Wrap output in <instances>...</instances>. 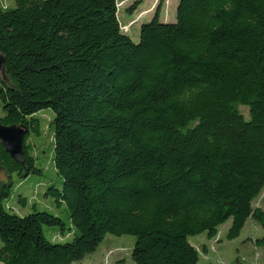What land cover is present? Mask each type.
<instances>
[{
    "label": "trees",
    "instance_id": "16d2710c",
    "mask_svg": "<svg viewBox=\"0 0 264 264\" xmlns=\"http://www.w3.org/2000/svg\"><path fill=\"white\" fill-rule=\"evenodd\" d=\"M1 1L0 123L29 131L24 165L1 144L0 165L9 177L43 173L28 139L52 110L62 187L32 202L66 203L72 225L15 213L0 179V264H80L107 235L136 238L135 264H199L189 237L218 238L230 220L229 241L250 219L264 229L254 205L264 193V0H180L176 22L159 8L139 43L118 0ZM45 227L60 234L50 240Z\"/></svg>",
    "mask_w": 264,
    "mask_h": 264
},
{
    "label": "rangeland",
    "instance_id": "374dc122",
    "mask_svg": "<svg viewBox=\"0 0 264 264\" xmlns=\"http://www.w3.org/2000/svg\"><path fill=\"white\" fill-rule=\"evenodd\" d=\"M119 18L123 31L126 32L135 43L140 42V27L150 22L158 9H161V20L169 19V23L176 22V11L180 0H118ZM138 4L134 14L128 9ZM5 9L14 6L13 0H2ZM242 111L247 115L246 109ZM4 116L2 102L0 100V117ZM55 114L52 110H44L37 114L41 123V132L35 135L30 132L28 143L30 152L36 158V165L43 170L42 174H31L28 178H20L17 174L10 177L0 172V179L11 183V196L5 201V205L14 208V212L25 216L35 210L49 211L61 217L68 226H71L70 214L66 203L59 204L52 197L40 196V202L35 201L36 190H44L49 184L62 187V178L57 174L53 162V138ZM42 185L43 187H39ZM19 196L27 198V204L23 206L19 202ZM33 198V199H32ZM254 205L264 209V193L255 201ZM231 226V220L219 228V237L213 240L207 234L189 237V242L195 246L200 254L199 264H264V245H257V240L264 238V229L250 219L246 228L238 239L229 241L227 233ZM60 234L57 228L45 227V235L53 240L54 235ZM55 241H61L54 238ZM70 240V239H69ZM136 238L130 235L117 237L107 235L97 252L80 264H135L131 254L135 246Z\"/></svg>",
    "mask_w": 264,
    "mask_h": 264
},
{
    "label": "water",
    "instance_id": "95a60500",
    "mask_svg": "<svg viewBox=\"0 0 264 264\" xmlns=\"http://www.w3.org/2000/svg\"><path fill=\"white\" fill-rule=\"evenodd\" d=\"M0 73L6 80L5 57L0 54ZM26 126H4L0 123V144L10 157L17 163L24 165L25 138L28 134ZM3 171L0 165V172Z\"/></svg>",
    "mask_w": 264,
    "mask_h": 264
},
{
    "label": "crops",
    "instance_id": "0c3cea01",
    "mask_svg": "<svg viewBox=\"0 0 264 264\" xmlns=\"http://www.w3.org/2000/svg\"><path fill=\"white\" fill-rule=\"evenodd\" d=\"M179 4V3H178ZM162 21V20H161ZM162 22H165V23H169V22H172V21H169V19H167V20H164V21H162Z\"/></svg>",
    "mask_w": 264,
    "mask_h": 264
}]
</instances>
